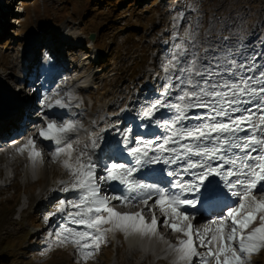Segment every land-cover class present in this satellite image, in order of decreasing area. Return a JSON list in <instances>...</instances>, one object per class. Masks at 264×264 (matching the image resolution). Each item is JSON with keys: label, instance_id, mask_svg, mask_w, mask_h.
Listing matches in <instances>:
<instances>
[{"label": "snow or ice", "instance_id": "obj_1", "mask_svg": "<svg viewBox=\"0 0 264 264\" xmlns=\"http://www.w3.org/2000/svg\"><path fill=\"white\" fill-rule=\"evenodd\" d=\"M189 10L197 11L192 5ZM184 15L181 11L173 24L172 45L161 66L162 76L157 77L162 81L158 96L135 113L142 130L151 124L166 134L137 135L133 140L132 125L121 130L119 119L101 129V133L112 130L119 138L117 152L131 157L130 163L111 157L102 163L97 158L105 143L102 134L87 131L74 118L50 119L48 110L71 107L63 99L42 101L43 126L14 149L16 153L27 150L36 167L44 162L37 139L55 145L51 159L59 160L72 177L61 182L67 187L60 190L77 191L80 197L61 199L46 220L64 213L65 205L73 209L67 219L83 227H64L56 232L57 242L74 244L84 260L100 250L110 232L143 238L156 235L164 226L184 237L168 245L177 253L175 264H250V256L264 249V197L254 194L264 192V63L257 62L264 57V39L259 53L247 49L244 36L233 45L230 36L212 42L206 33L201 42L198 23H189L180 34ZM161 111L168 115L159 117ZM82 131H87L83 141L79 138ZM159 165L165 167L158 169ZM157 171L169 178L168 188L137 175ZM113 184L121 191L102 194L103 186ZM221 197L237 198L240 203L227 207L223 218L209 222L215 227L194 233L195 214L190 219L187 210ZM113 202L143 207L120 212L109 206ZM154 209L161 213L159 217ZM144 212L152 213L150 222ZM257 219L258 225L250 227Z\"/></svg>", "mask_w": 264, "mask_h": 264}, {"label": "rangeland", "instance_id": "obj_2", "mask_svg": "<svg viewBox=\"0 0 264 264\" xmlns=\"http://www.w3.org/2000/svg\"><path fill=\"white\" fill-rule=\"evenodd\" d=\"M0 3H3L0 5V81L9 90L14 89L20 98L26 99L30 95L25 94L26 84L16 86L12 80L28 40L37 38L42 32L56 33L64 28L70 39H79L77 47L81 51L96 49L99 57L96 62L84 60L87 62L84 68L89 65L90 70L96 71L94 87L80 92L83 100L90 94L95 103L81 105L84 108L77 111L74 119L95 127L93 133L97 134H102L101 129L108 128L114 120L121 119V109L128 100L126 96L121 98L122 90L142 75L146 55L140 53L137 44L144 46L150 38L154 41L167 38L172 45V34L176 31L173 24L181 11L185 15L180 34H184L189 23H198V35L210 33L212 42L222 36H234L235 26L230 25L233 18L239 17V31L244 33L257 24L259 15L264 12V0H0ZM189 5L197 11H190ZM91 32L94 33L92 44L88 38ZM203 37L205 40L206 36ZM88 43L92 47H88ZM81 51L73 60H79L84 54ZM67 52L64 54L71 59L72 55ZM13 106L1 114L2 117L13 112ZM31 111L35 112V108ZM36 114L41 113L32 114L38 126L41 118ZM28 124L33 123L29 121L26 126ZM21 126L22 129L25 127L24 124ZM79 138L83 140L87 136L83 134ZM14 165L17 178L10 186L0 188V264H146L138 263L139 255L129 258L126 245L124 242L123 246L117 244L112 232L108 233L107 242L100 250L87 260L81 258L74 244L58 243L56 232L64 227L77 230L83 227L67 219V212L73 211L68 205H65L64 213L46 220L56 212L61 199L76 200L73 192L55 191L58 180L64 181L67 174L60 172L49 160L56 178L49 174L36 183L30 182L32 178L24 183L23 165L18 160ZM20 207L25 208L19 212ZM250 264H264V249L250 256Z\"/></svg>", "mask_w": 264, "mask_h": 264}, {"label": "bare ground", "instance_id": "obj_3", "mask_svg": "<svg viewBox=\"0 0 264 264\" xmlns=\"http://www.w3.org/2000/svg\"><path fill=\"white\" fill-rule=\"evenodd\" d=\"M3 2V1H2ZM3 3H0V5ZM1 28V27H0ZM56 30V29H55ZM59 30V29H57ZM1 31V30H0ZM60 31V32H59ZM56 31V33L53 31H49V33H40L41 35L38 36L34 41H27V46L24 49L25 51L23 52L22 55L23 59H20L19 61H17L16 66L18 65V68L23 66V61H26V65L30 62V60L32 61L33 58L36 60L40 59V54L38 53L39 51L44 52V56H48L49 57V61H53V60H57V61H61L59 62L57 65H61V64H65L68 68H64L62 69L61 72L58 73V70L60 71V68L56 69L57 73H55V76H59L57 77V82L59 84H55V88L54 90H48L45 89L44 87L41 86L40 84L38 85H31L33 88V92L31 95H29L27 98L29 100H31L34 96L40 94L43 95L44 92H48L50 94H52V96L56 97L58 95H62L63 97H59L57 99H63L65 103L70 102L71 103V107L67 108V109H61L59 107L53 108L48 110L47 115L49 118H57L58 121H62V116L64 117V119H70L73 117V115L78 114V110H82L84 107L80 106V101H81V96H77V92L75 93V87L78 84H82V85H87L91 82V80L96 76L94 75L95 73L92 71V69H89V65L87 66V69L84 70V64L85 63V59H89V57H92L93 59H97L98 58V52L96 50H93L91 53H89V57L86 55V53H84V55L79 57V60H73V57L76 55V53L73 54V51L75 50V45H77L80 41L77 39H70L67 35L62 36L64 33V30H59ZM44 37L43 40H41V37ZM250 35H248L249 37ZM50 38H55L54 42H52L51 40H49ZM45 39V40H44ZM92 44V42H90ZM37 44H39V46H37ZM62 46V47H61ZM62 49H66L68 50L67 54H71L72 58L70 59L69 56H66V54L62 53L63 50ZM254 49H249V51H253ZM262 51V49H261ZM260 51V52H261ZM21 55V56H22ZM51 55V57H50ZM19 58V57H18ZM83 58V59H82ZM262 58V57H261ZM99 59V58H98ZM97 59V60H98ZM23 60V61H22ZM56 61V62H57ZM43 63V62H42ZM49 72H51L52 68H48ZM20 74V73H19ZM155 75V73H154ZM152 76V80L154 79L155 76ZM20 76V75H19ZM94 76V77H93ZM17 77V76H15ZM160 80V79H159ZM155 84V86L157 85V83L154 81L153 82ZM13 85H17L20 86L19 84L16 83V80H13L12 82ZM54 84V83H53ZM67 86V87H65ZM26 88H28V86H26ZM141 88V87H140ZM68 89V90H67ZM54 91V92H53ZM157 91V90H155ZM24 99V98H20V96L16 95L15 90L13 89L11 91V89L9 90L7 87L4 86V84L2 85V81H0V149H4V150H9L10 149V145L7 142L9 140V142L13 141L14 143V147L12 148H17L22 144L26 143V139L24 140L22 138V136H34L38 129L40 127L43 126V121H39L38 126H36V122L37 120L34 119L35 117H32V114L34 115L36 112L32 113V106L29 102V100ZM53 98V97H52ZM65 98L67 99V101H65ZM17 102L18 105L13 106L14 107V111L11 112L8 116L6 117H2L1 114L5 113L7 111V109L13 104ZM53 103V102H50ZM36 106V105H35ZM75 106H79L78 108ZM41 107L37 106V109L40 110ZM31 111V112H30ZM198 112V111H197ZM86 114V113H85ZM162 114V113H161ZM43 115L42 111L40 114V118ZM35 116H38L37 114ZM23 117L26 118V121H30V123L32 122L33 124H28V126H26L25 124L27 122L24 123L25 127L22 129L20 126L22 125V120ZM36 120V121H34ZM21 123V125H20ZM84 126V129H86L87 131L93 132V130H95V127H89L86 123H82ZM36 127H35V126ZM154 129H158L156 126L151 125ZM33 127V129L31 128ZM153 130V129H151ZM87 131H82L81 133H79V136H82L83 134H85V136H87ZM103 137H105V134L102 133ZM8 137H12V138H8ZM37 148H39L43 154H44V162L43 164H40L39 169L36 171L37 175H40V178H44L45 176L52 174L53 172L51 171V167L49 166V160L51 159V156L49 155L50 152L55 151V145L50 143V142H40L39 139H37ZM9 160H10V165L15 164V162L18 160L20 161V163L23 165V169L27 172V171H31V172H35L36 167L39 165H37L36 167H33L32 162L29 160L28 158V152L27 150H25L23 153H16L15 151H12L9 155ZM21 156H24V158H22ZM60 159H64V157L62 156ZM53 163L56 164L58 170H60V172L64 167H62V164L57 160V161H53ZM40 178H38L37 180H35L33 183H36ZM157 180H162V179H156L153 178L152 182H155ZM163 181V180H162ZM69 193V192H67ZM111 193V191L109 192ZM261 193V192H259ZM72 195V194H71ZM54 200V199H53ZM110 206H124V205H120L118 203H111ZM133 207L135 206H131L129 205L127 208H131L126 210L125 212H136L135 209H133ZM151 212H144L143 214L145 215H150ZM203 231V230H202ZM125 236V235H124ZM115 237H116V243L120 244L123 246L122 244V240L121 237H119V233L116 232L115 233ZM159 235H153V236H145L143 238H141L140 236H135V237H126L124 238L127 247L130 248H134L136 251L138 250H142V251H150V250H155L158 247H162L165 250H169V247L165 244V239H160ZM141 263V262H138Z\"/></svg>", "mask_w": 264, "mask_h": 264}, {"label": "water", "instance_id": "obj_4", "mask_svg": "<svg viewBox=\"0 0 264 264\" xmlns=\"http://www.w3.org/2000/svg\"><path fill=\"white\" fill-rule=\"evenodd\" d=\"M88 38H89L91 41H93V40H94V33H93V32L89 33V34H88Z\"/></svg>", "mask_w": 264, "mask_h": 264}]
</instances>
